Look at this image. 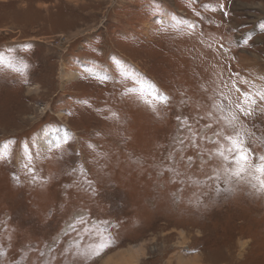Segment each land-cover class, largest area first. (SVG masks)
I'll return each instance as SVG.
<instances>
[{
  "label": "rangeland",
  "instance_id": "rangeland-1",
  "mask_svg": "<svg viewBox=\"0 0 264 264\" xmlns=\"http://www.w3.org/2000/svg\"><path fill=\"white\" fill-rule=\"evenodd\" d=\"M0 52V264H264V193L201 139L239 88L264 154V0H0Z\"/></svg>",
  "mask_w": 264,
  "mask_h": 264
},
{
  "label": "snow or ice",
  "instance_id": "snow-or-ice-1",
  "mask_svg": "<svg viewBox=\"0 0 264 264\" xmlns=\"http://www.w3.org/2000/svg\"><path fill=\"white\" fill-rule=\"evenodd\" d=\"M20 63L23 67L15 68L14 58L5 56L2 52H0V69L14 68L18 72L26 71L28 67L27 64L23 61H20ZM260 79H264V76H261ZM236 91L240 92V96L235 100L224 97V99L227 100V105L221 101H214L215 108L220 114L215 117L216 122L219 123L226 121V128L231 131H226L225 128H219L212 133V136L205 135L201 137V139L207 140L208 142L214 143L218 146L217 151L213 153V155L220 157L224 162H226L223 167V171L226 174L230 173L231 176L237 178L238 180H244L250 177L252 180H256L258 182V191L264 193V154L257 157L259 161L258 163H252L249 159L250 149L244 146V141L241 139L242 129L244 126L240 121V116H251L253 110L258 106V102L257 99L249 92H241L239 88H237ZM256 97H258L261 102L260 106L264 107V88L257 91ZM225 113L227 114L225 115ZM182 123L185 122L182 121ZM206 127L211 128L212 125L208 124ZM195 135L196 134L193 133V136ZM221 139L227 141L230 146L225 147L221 144ZM193 143H195V141H193ZM60 146L61 145L58 144L57 148ZM229 165L234 167L230 168ZM31 171V168H29V172ZM33 178L35 179L34 174ZM253 187H255V185H253ZM81 223H83L82 219ZM69 227H74V225H70ZM107 246H109L108 243L97 245L91 254L99 255V253ZM3 255L4 253L0 252V256ZM77 255L84 256L83 253H77Z\"/></svg>",
  "mask_w": 264,
  "mask_h": 264
}]
</instances>
